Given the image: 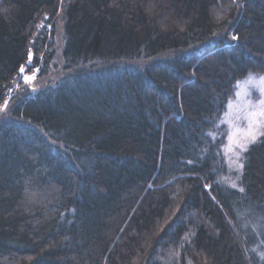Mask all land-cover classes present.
<instances>
[{
	"label": "trees",
	"instance_id": "1",
	"mask_svg": "<svg viewBox=\"0 0 264 264\" xmlns=\"http://www.w3.org/2000/svg\"><path fill=\"white\" fill-rule=\"evenodd\" d=\"M248 73L264 0H0V264H264V134L224 180Z\"/></svg>",
	"mask_w": 264,
	"mask_h": 264
},
{
	"label": "rangeland",
	"instance_id": "2",
	"mask_svg": "<svg viewBox=\"0 0 264 264\" xmlns=\"http://www.w3.org/2000/svg\"><path fill=\"white\" fill-rule=\"evenodd\" d=\"M49 29L50 26H48V30ZM53 40L55 41L56 48L58 50L57 52H59L60 39L57 34H55ZM31 60L32 55L29 53L26 65L31 63ZM21 68L24 70L21 71ZM57 70V68L54 70L52 69L48 74L50 76L58 75L60 72ZM38 72L39 68L37 66L33 67L30 73L26 72L25 66H21L18 69V78L15 80L13 86H17L18 81H21L28 87L30 92L37 89L40 85L37 77ZM26 76L33 78L30 81H26ZM234 86H236L235 93L233 98L229 100L225 106L226 110L221 119V122L226 125L227 129V136L225 138L226 142L222 148V154L228 169V174L225 176L224 180L230 182L231 184H235L236 176L241 170L238 165L242 164L241 159L243 158L244 151L250 144H252L246 139L249 131V120L247 117L251 112L258 111L260 102L264 101V74L248 73L246 76L238 80ZM11 92L12 90L9 91V95ZM252 132L256 135V140L264 134V117H261L256 121L254 127L252 128ZM230 136L232 137L231 140L229 139ZM237 144L245 145V150L241 151L239 147H237ZM241 223L245 232L244 234L248 235V237L252 240H257L258 237L264 234V222L262 216L249 215L246 213L243 215ZM256 248L258 249L259 245H257ZM261 252L262 251L259 253L263 255L264 253ZM261 260L264 263V257H262Z\"/></svg>",
	"mask_w": 264,
	"mask_h": 264
},
{
	"label": "snow or ice",
	"instance_id": "3",
	"mask_svg": "<svg viewBox=\"0 0 264 264\" xmlns=\"http://www.w3.org/2000/svg\"><path fill=\"white\" fill-rule=\"evenodd\" d=\"M234 39L236 37H233ZM31 58V57H30ZM24 69L21 68V71H23ZM33 77H25L26 81H30ZM7 102H5V105L3 107H6ZM3 107H0V110H3ZM264 117V101L260 102V107L258 111H253L249 114V116L247 117V119L249 120V131L247 133L246 139L248 140V142L253 143L256 140V135L252 132V128L254 127L256 121L261 118ZM229 139L231 140L232 137L230 136ZM237 147H239V149L241 151L245 150V145L243 144H237ZM239 168H242L243 165L240 164L238 165ZM207 187V186H206ZM232 187H236L235 184L232 185ZM241 191H243V189H240Z\"/></svg>",
	"mask_w": 264,
	"mask_h": 264
}]
</instances>
